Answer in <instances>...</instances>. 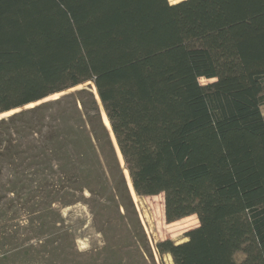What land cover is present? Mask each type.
Segmentation results:
<instances>
[{
    "label": "trees",
    "instance_id": "1",
    "mask_svg": "<svg viewBox=\"0 0 264 264\" xmlns=\"http://www.w3.org/2000/svg\"><path fill=\"white\" fill-rule=\"evenodd\" d=\"M88 81L101 103L23 108ZM263 103L264 0H0V114L23 108L0 119V187L79 170L70 135L113 132L138 195L198 216L157 244L174 264H264Z\"/></svg>",
    "mask_w": 264,
    "mask_h": 264
},
{
    "label": "rangeland",
    "instance_id": "2",
    "mask_svg": "<svg viewBox=\"0 0 264 264\" xmlns=\"http://www.w3.org/2000/svg\"><path fill=\"white\" fill-rule=\"evenodd\" d=\"M214 80L199 78L203 85ZM82 88L97 97L94 83L88 81L23 108ZM23 108L1 113L0 118ZM101 109L104 118L102 104ZM111 134L113 144L99 139L96 152L84 135H70L80 168L57 173L49 182L29 169L21 184L5 171V185L0 187V264H174L172 255L160 253L157 244L186 241V232L199 225L198 216L169 222L164 193L132 192L129 170ZM234 257L241 262L246 254L239 250Z\"/></svg>",
    "mask_w": 264,
    "mask_h": 264
},
{
    "label": "bare ground",
    "instance_id": "3",
    "mask_svg": "<svg viewBox=\"0 0 264 264\" xmlns=\"http://www.w3.org/2000/svg\"><path fill=\"white\" fill-rule=\"evenodd\" d=\"M95 88V87H94ZM98 96V95H97ZM10 112V111H9ZM106 116L107 115H104V120H105V123L107 124V126L108 127H110V123H109V120H108V118H106ZM119 156H120V158L122 157L121 156V154H119ZM121 160H122V158H121ZM130 185H131V182H130ZM131 187H132V185H131ZM132 192H134V189H133V187H132ZM135 193V192H134ZM145 217V216H144ZM148 219V218H147ZM152 220V219H151ZM148 221V220H147ZM150 223V222H149ZM170 256V255H169Z\"/></svg>",
    "mask_w": 264,
    "mask_h": 264
},
{
    "label": "water",
    "instance_id": "4",
    "mask_svg": "<svg viewBox=\"0 0 264 264\" xmlns=\"http://www.w3.org/2000/svg\"><path fill=\"white\" fill-rule=\"evenodd\" d=\"M94 87H95V89H96L95 84H94ZM96 93H97V95H98L97 89H96ZM97 98H98V100L101 102L99 95L97 96ZM1 118H2V117H1ZM1 118H0V119H1ZM109 123H110V122H109ZM110 129H111V131H112L111 125H110ZM112 133H113V132H112ZM113 135H114V134H113Z\"/></svg>",
    "mask_w": 264,
    "mask_h": 264
}]
</instances>
